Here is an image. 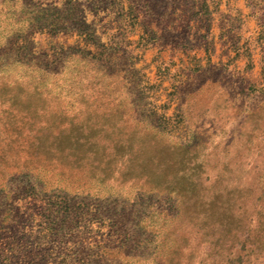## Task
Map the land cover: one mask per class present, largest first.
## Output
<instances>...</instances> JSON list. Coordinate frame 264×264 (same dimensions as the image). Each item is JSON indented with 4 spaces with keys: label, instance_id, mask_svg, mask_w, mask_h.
<instances>
[{
    "label": "rangeland",
    "instance_id": "374dc122",
    "mask_svg": "<svg viewBox=\"0 0 264 264\" xmlns=\"http://www.w3.org/2000/svg\"><path fill=\"white\" fill-rule=\"evenodd\" d=\"M0 264H264V0H0Z\"/></svg>",
    "mask_w": 264,
    "mask_h": 264
},
{
    "label": "trees",
    "instance_id": "16d2710c",
    "mask_svg": "<svg viewBox=\"0 0 264 264\" xmlns=\"http://www.w3.org/2000/svg\"><path fill=\"white\" fill-rule=\"evenodd\" d=\"M54 230H55V228L52 227V231H54Z\"/></svg>",
    "mask_w": 264,
    "mask_h": 264
}]
</instances>
